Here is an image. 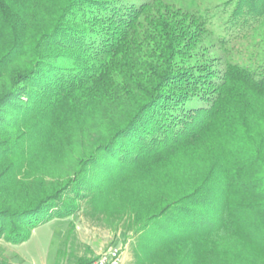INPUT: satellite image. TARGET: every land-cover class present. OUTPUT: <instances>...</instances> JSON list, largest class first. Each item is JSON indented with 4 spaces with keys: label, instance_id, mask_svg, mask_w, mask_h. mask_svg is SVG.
<instances>
[{
    "label": "trees",
    "instance_id": "trees-1",
    "mask_svg": "<svg viewBox=\"0 0 264 264\" xmlns=\"http://www.w3.org/2000/svg\"><path fill=\"white\" fill-rule=\"evenodd\" d=\"M229 1L219 37L264 28V0ZM170 2L0 0V264L79 198L106 201L140 174L119 205L133 264H264V62L224 64L192 104L206 71L193 30L212 34L215 14ZM98 105L104 121L71 174L31 161L37 146L69 159L71 123Z\"/></svg>",
    "mask_w": 264,
    "mask_h": 264
},
{
    "label": "rangeland",
    "instance_id": "rangeland-1",
    "mask_svg": "<svg viewBox=\"0 0 264 264\" xmlns=\"http://www.w3.org/2000/svg\"><path fill=\"white\" fill-rule=\"evenodd\" d=\"M172 1L169 4L177 9L205 11L210 8L213 9L212 13L215 14V17L210 18L211 29H214L212 34L207 33V36H202L198 31L193 30V36L200 37L201 35V45H199L202 48L201 55L203 54V59L197 62V65L205 68L206 71L203 73L205 76L203 78L204 84L198 87L197 96H191L193 99L192 104L205 103V99L212 95V79L215 72L218 73L223 69L224 64L230 63L235 66L244 65L254 68L256 63L264 62V28L260 31L247 29V27L241 28L243 31L236 32L241 34L236 39L232 36L240 27H231L230 34L226 32L225 39L219 37L220 30L217 25L229 18L233 9V4H229V0ZM100 109V105H98L96 111L89 114L86 122L82 123V128L75 127L77 124L68 121L69 117L64 120V122L71 123L73 130L68 131L70 134L67 138L64 137L63 145H60L62 142L57 145L61 146L59 151L63 148V156H65L64 154L68 155L67 152L70 153L69 159L65 158L64 160L61 155L53 157L49 152V148H43L44 150L40 149V151L37 146L36 152H32L34 156L31 161H34L35 165L42 170L53 171L52 169H56L57 172L63 173V176L71 174L74 168L72 157L77 158L84 154H90L92 150L90 146L95 142L93 133L96 135L97 125H101L105 118L104 111ZM66 112L69 115L75 114L68 110ZM77 136L82 138L79 139ZM36 153L38 154L36 155ZM46 158L50 159L46 160ZM92 174L88 172L87 176L91 177ZM142 176L140 174L130 183L116 188L114 191L117 194L115 195L114 192L106 201H103L99 194H96V191L95 193H89L88 197L79 198L76 204L78 209L74 215L65 219L54 218L38 225L31 231L29 239L21 245H7L6 251L12 257L13 264H88L101 251L111 246L122 249L123 264H133L131 248L137 236L125 231L127 230L128 219L120 216L119 205L124 203L121 200L122 196L143 189L145 181L142 180ZM44 178L46 177L44 176ZM147 183L146 180V185Z\"/></svg>",
    "mask_w": 264,
    "mask_h": 264
},
{
    "label": "built area",
    "instance_id": "built-area-1",
    "mask_svg": "<svg viewBox=\"0 0 264 264\" xmlns=\"http://www.w3.org/2000/svg\"><path fill=\"white\" fill-rule=\"evenodd\" d=\"M90 264H123V251L120 247L111 246L101 251Z\"/></svg>",
    "mask_w": 264,
    "mask_h": 264
}]
</instances>
